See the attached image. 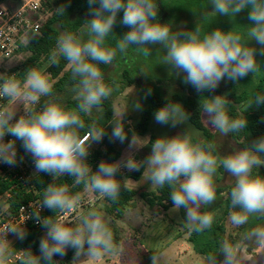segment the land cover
I'll list each match as a JSON object with an SVG mask.
<instances>
[{
  "label": "clouds",
  "instance_id": "9594fccd",
  "mask_svg": "<svg viewBox=\"0 0 264 264\" xmlns=\"http://www.w3.org/2000/svg\"><path fill=\"white\" fill-rule=\"evenodd\" d=\"M88 12L92 17L85 21L87 39L72 32H65L57 38L56 51L51 55V64L58 65L57 56L64 57L77 81L73 91L78 101L75 109H66L57 101L46 100L39 110L29 105L38 104L42 97L52 95L49 76L37 68H28L24 80L15 75H0V98L19 101L23 104V114L16 118L17 109L11 106L0 108V163L9 166L17 164L16 141L21 142L24 151L32 157L36 174L46 173L53 182L44 188L43 198L30 217L45 231L39 240V254L31 249L20 251L18 264H58L54 257H64L69 249L74 250L70 264H96L104 255H116L123 252L109 226L104 214L95 208L79 216L74 225L64 222L63 216L41 217L42 209L54 213L72 212L81 203L79 192L71 193L67 184L55 183L65 175L73 177L75 185H84L86 190L99 193L115 202L121 193V180L117 174L122 169L140 171L153 186L164 187L170 191V199L175 209L185 210V222L191 230L202 233L211 228L214 217L201 209L211 205L216 199L214 176L218 166L235 178L230 191L232 211L230 222L235 227L249 223L250 218L264 219V176L254 174L255 168L264 165L260 158L264 154V136L255 140L247 148L237 149L218 159L211 152L214 145L194 141L189 131L175 136H160L151 143V152L137 160L127 158L109 162L102 160L95 172L87 162L89 148L93 142H101L106 135L105 128L94 124L88 126L83 138L80 130L85 127L81 114H90L99 109L103 100L109 98L113 89L103 82L99 64L113 62L116 49L124 53L130 45L141 47L148 54L151 45H162L165 54L163 65H168L175 76L183 75V83L190 85L198 93L214 92L221 81L238 82L249 73L255 74L261 64L257 55L264 56V0H211L212 12L232 17L249 9L245 35L233 31L225 32L216 28L201 36L199 27L193 30L173 31L168 23L157 19L156 0H87ZM64 14L66 5L56 9ZM122 26L128 27L120 37L116 49L104 47L106 37L113 33L119 13ZM255 40L259 49L249 46ZM147 75V73H144ZM151 94L148 89L145 95ZM164 106L157 109L153 116L156 123L176 127L190 119L181 103L166 98ZM227 95L206 97L202 103L207 123L219 131L222 136L246 129V118H233L227 112ZM253 105H264V93H254L247 103V110ZM201 106V105H200ZM142 111L140 102L132 106ZM118 113V119L112 124L110 142L128 141L129 149H138L148 143L133 132L129 140L125 130L124 115ZM13 139L5 141V136ZM23 158L21 157V160ZM7 206H5V209ZM16 240L27 238L22 225H6L0 228V264H10L16 256L15 248L8 236ZM255 244L264 249V226H256L245 231L240 241H222L218 253L203 257L199 264H255V257L243 252L245 244ZM218 255L223 259L218 260ZM151 264H159L160 257L151 256Z\"/></svg>",
  "mask_w": 264,
  "mask_h": 264
},
{
  "label": "trees",
  "instance_id": "16d2710c",
  "mask_svg": "<svg viewBox=\"0 0 264 264\" xmlns=\"http://www.w3.org/2000/svg\"><path fill=\"white\" fill-rule=\"evenodd\" d=\"M47 7L50 11V16L43 25L42 29L37 34H29L25 43L21 45L18 55L11 61L21 58L24 54L26 58L16 67L7 71V75H15L16 79L23 81L25 72L28 68H37L41 70L47 66V73L49 80L52 84V95L42 97L39 110L46 100L57 101L61 103L66 109H75L78 103L76 97L72 94L62 100L68 91H73L77 81L73 79L71 67L68 61L58 55V65L51 64V55L56 51L57 38L65 32H72L84 39H87V25L85 21L90 20L92 17L88 12L87 0H46ZM158 5L157 19L161 23H168L169 27L173 29V25L186 24L187 30H193L196 26L201 30V36L208 32L220 28L227 32L233 30L242 35L246 34L247 26L251 23L248 20L249 9L243 10L237 16L227 17L218 15L214 12L211 0H156ZM61 5H66L64 14H58L56 9ZM123 13H119L117 23L113 29V33L106 37L104 47L116 49L120 37L129 31L128 27L120 24V19ZM175 30H177L175 28ZM250 47L257 48L255 40L249 41ZM151 53L148 54L143 48L130 45L128 49L121 53L116 49V55L113 62L109 65L99 64L103 74V82L113 89L109 98L103 100L99 109L94 108L90 114H81V119L85 123V127L80 130V135L83 137L88 133V126L94 124L98 128H105L106 135L101 141V146L94 147L97 142H93L89 148V156L87 162L93 172L98 168L99 163L104 161L115 162L119 161L122 157V151L117 147V142H110L109 136L112 131L111 124L118 119L114 106L113 97L118 93L123 92L127 87L136 85L139 78H142L147 85L145 93L142 95L147 102L140 121L132 126L130 124V117L125 116V130L128 132L129 140L134 133L139 136H144L150 131V127L154 120V112L160 107L164 106L167 102L166 98H170L173 102L181 103L185 110L190 113V124L201 132L202 137L197 140L204 144L211 143L214 145L211 150L212 154L218 158V150L216 148V135L210 130L203 121L202 103L206 97H213L215 95H227L229 104L227 105V112L230 117L246 118L248 121L246 129L240 132L231 133L229 136L237 142L242 148H247L255 140L264 136V105L256 107L253 105L247 110V103L254 93H264V56L257 55L256 59L261 64L260 68L255 74L249 73L248 76L232 82L223 80L214 92H200L198 93L190 85H185L183 75L175 76L174 72L169 70L168 65H163L162 57L165 50L162 45H151ZM259 49V48H257ZM161 57V58H160ZM10 62V63H11ZM169 71H168V70ZM144 73H147L145 75ZM227 89L225 90V85ZM173 86L180 88V92H171ZM167 89V93L163 89ZM120 89V90H118ZM151 89V94L147 95L146 92ZM225 91V92H224ZM7 99L5 100V102ZM201 105V106H200ZM12 137L11 135H6ZM13 138V137H12ZM18 142L19 161L30 170L29 165L32 162L30 154L26 153ZM21 157L23 158L21 160ZM264 160V154L260 155ZM16 171L12 172L11 176L0 178V208L7 206L8 211L12 214L18 212L20 207L33 200H41L43 198L44 188L53 182V177L46 173H34L30 184H25L13 175ZM144 169L140 171H133L127 173V179L139 181L143 176ZM254 174L264 176V165L260 169L253 170ZM117 178L121 180L122 188L118 199L113 202L111 199L104 197L107 203V214L111 221H121L125 215L136 208L135 200L139 196L151 209L160 208L167 212L174 207L170 199L171 189L165 185L158 187L156 191L138 192L134 189L128 188L124 184V175L122 172L117 174ZM73 177L63 176L59 177L55 183L67 184L71 193L80 194L86 191L84 185H75ZM220 182V179H214V183ZM231 183L225 189L216 188V196L223 192H227V196L221 198L218 206L212 210H204L213 215L214 221L210 229L202 233L190 231V240L194 251L205 257L210 253H218L222 241L225 240L226 227L225 222L229 216L231 209L230 191L234 186ZM95 195L100 196L99 193L94 192ZM159 210V211H160ZM161 212V211H160ZM180 213L185 221V210L180 209ZM62 213H54L50 209H46L44 214L47 216L59 217ZM186 223V222H185ZM28 233L27 238L23 241H16L13 245L17 254H21L24 250L31 251L39 254V240L43 236L42 227L37 228L34 225H28L25 229ZM157 255L152 252L151 255ZM19 258L13 259L10 264H18ZM58 264H70L71 258L69 256L53 258ZM223 256L218 255V260H222Z\"/></svg>",
  "mask_w": 264,
  "mask_h": 264
},
{
  "label": "rangeland",
  "instance_id": "374dc122",
  "mask_svg": "<svg viewBox=\"0 0 264 264\" xmlns=\"http://www.w3.org/2000/svg\"><path fill=\"white\" fill-rule=\"evenodd\" d=\"M175 28L177 30L185 31L187 25L183 23L173 25V31H176ZM256 45L257 48L260 47L257 43ZM25 58L26 55L24 54L21 58L9 63L5 67L2 75H7V71L19 65L25 60ZM46 69L47 66L43 67L41 71L48 75ZM145 89H147L146 82L142 78H139L136 85L127 87L123 92L118 93L113 97L116 115L126 110L124 117H130V124L132 126L140 121L142 113L147 106V102L142 96L145 93ZM226 89L227 84L225 85V90ZM163 90L165 93L168 91L165 88ZM171 90V92L181 91L177 86H173ZM70 93L72 96L74 95L73 97H76L75 93L68 91L62 100ZM137 102L141 103L142 111H137L132 107ZM33 105L34 104H31L29 106L33 108ZM5 106H11L17 109V119L23 114V104L19 101L13 103L12 101L7 100ZM206 120L207 116L204 114L203 121L205 125L216 135L215 145L218 150V159L223 158V156L230 154L237 149H242V147L229 135L222 136L218 130L213 129L211 125H208ZM188 127L193 135L194 141H197L202 137L201 132L195 129L189 121L184 124H179L176 127H171L168 125H160L156 123L155 120L152 122L150 131L146 135L140 137L144 139L143 143H148V140L154 141L160 136H175L186 131ZM98 146H101V142L96 143L94 147L96 148ZM117 147L122 151V157L120 160L127 158L129 155L134 156L137 160H143L151 152V143L138 149H129L128 141H125L123 144L118 142ZM261 167L255 168L254 170L260 169ZM121 172L124 175V184L128 188L134 189L138 192H152L156 191L158 188L151 184L146 175L142 176L139 181H136L125 177L127 173L133 171L122 169ZM0 178H3L1 172ZM214 179H220V182H216L215 185L218 189H225L231 183L235 182V178L227 173L222 166H218ZM225 196H227L226 191L219 196H216L214 203L204 206L201 210L214 209L219 205L221 198H224ZM81 197L80 206L72 211L65 223L74 225L78 222L81 214L86 213L89 209L95 208L102 212L105 219L110 222L109 226L114 233L116 242L123 246L122 253L116 255H104L96 262V264H151L150 258L152 252L157 253V256L160 257L159 264H199L200 260L203 258V256L198 255L194 251L192 244L189 242L191 228L185 223L180 213V209L177 210L173 207L167 212L162 209L160 210V208L158 209L157 207L151 209L138 196L135 200L136 208L128 212L123 220L113 222L107 214L108 205L103 196H97L93 191L86 190L81 194ZM256 226H264V219H256L253 217L250 218L248 224L242 227H235L231 224L228 216L225 222V240L232 242L240 241L245 231ZM9 241L14 245L17 240L12 236ZM258 249L259 248L255 244L246 243L243 247V252L248 256H253ZM73 255L74 250L69 249L66 256H69L72 260Z\"/></svg>",
  "mask_w": 264,
  "mask_h": 264
},
{
  "label": "built area",
  "instance_id": "2783aa9c",
  "mask_svg": "<svg viewBox=\"0 0 264 264\" xmlns=\"http://www.w3.org/2000/svg\"><path fill=\"white\" fill-rule=\"evenodd\" d=\"M50 16L46 0H0V75H2L5 67L18 55L21 45L25 43L29 34H37ZM6 99L0 98V108L5 107ZM39 104H34L33 109H37ZM87 135V134H86ZM84 135V136H86ZM83 136V137H84ZM82 137V138H83ZM13 139L5 136V141ZM17 147V164L9 166L0 163V172L3 177L11 176L16 171L13 178L30 184L34 172L33 162L29 165L30 170L19 161L18 142ZM40 200H33L20 207L17 213L12 214L8 211V207L0 208V228L6 225H22L25 229L28 225H34L41 228L30 217L33 210H36ZM47 208L41 210V217ZM72 212H65L63 216L64 222L68 219ZM60 215V216H61ZM45 230H42L44 234ZM9 234L8 239L12 237ZM21 254H17L13 259H17Z\"/></svg>",
  "mask_w": 264,
  "mask_h": 264
},
{
  "label": "water",
  "instance_id": "95a60500",
  "mask_svg": "<svg viewBox=\"0 0 264 264\" xmlns=\"http://www.w3.org/2000/svg\"><path fill=\"white\" fill-rule=\"evenodd\" d=\"M252 257H255V264H264V249L259 248ZM246 264H252V262L249 261Z\"/></svg>",
  "mask_w": 264,
  "mask_h": 264
}]
</instances>
